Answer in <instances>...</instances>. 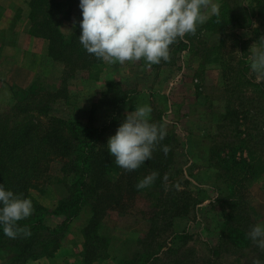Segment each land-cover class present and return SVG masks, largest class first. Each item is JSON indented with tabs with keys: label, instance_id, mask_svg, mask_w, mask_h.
Listing matches in <instances>:
<instances>
[{
	"label": "trees",
	"instance_id": "obj_1",
	"mask_svg": "<svg viewBox=\"0 0 264 264\" xmlns=\"http://www.w3.org/2000/svg\"><path fill=\"white\" fill-rule=\"evenodd\" d=\"M76 6H79V0H28L29 31L34 36L48 39L47 57L62 63L60 81L63 85L61 89L57 87L52 91L36 82L27 88H17L12 110L7 114L0 113V183L16 193L30 196L34 205L33 214L18 222L30 229V236L21 234L15 239L9 238L0 228V256L5 258L4 264H27L30 260L54 255L69 231V220L88 206L91 215L82 227L85 241L81 255L85 264L100 262L109 258L111 245L109 236L102 230L103 220L112 211L128 213L137 197L144 196L151 201L150 207L140 211L146 221V230L143 235L137 236L136 249L120 258L118 264H199L187 262L180 253V247L187 244L189 234L173 229L174 219L188 215L194 205L190 192L180 189L182 174L178 154L181 144L175 134L167 129L165 139L154 149L152 158L139 168L128 171L114 162L106 145L127 113L122 117L113 116L102 125L50 114L53 101L63 98L68 91L65 75L72 76L77 70H83L88 72V77H92L104 66L102 59L88 53L79 42V22L69 35L61 30L63 19L70 18ZM253 9L262 16V23L252 27L250 38L243 41L246 45L264 36V0H256ZM81 12L78 14L79 21L82 19ZM236 15L231 1L221 0L220 15L212 16L199 28L223 32L224 39L233 31L234 24L227 33L229 25L238 19ZM186 37L188 33L171 45L170 58L187 47ZM237 42L239 45L242 43ZM169 59L153 64L158 79L164 68L168 69L173 64V60ZM221 64L228 84L238 73L241 77L231 93H236L240 85V93L246 95L249 91L255 99H264V81L248 77L242 70L234 72L235 66L228 70L229 65ZM230 71L236 74L231 75ZM118 82L109 81L107 90L102 93L114 107L113 112L130 97L131 90L123 88ZM263 103H259L258 108ZM241 104L244 105V101ZM151 119L162 121L161 118ZM164 144L170 149L167 154L162 149ZM233 144L231 141L214 143L210 150L211 157H216L215 165L220 168L217 174L219 183L228 189L224 193L221 187L219 197L227 206L219 229V247L250 249L255 260L264 261V251L247 236L251 225L257 222L251 213L246 190L240 189L241 173L255 177L264 171V161H257L252 151L251 159H238L237 146ZM227 149L229 153L223 154ZM55 164L59 171L56 174L52 172ZM239 169H242L241 173ZM153 171L158 172L154 182L137 189L138 180ZM54 182L63 183L65 191L50 211L62 216L63 221L50 225L47 221L50 211L41 197ZM180 241L182 244L178 245ZM166 245L169 247L164 256L161 250ZM212 250L220 253L217 248Z\"/></svg>",
	"mask_w": 264,
	"mask_h": 264
},
{
	"label": "rangeland",
	"instance_id": "obj_2",
	"mask_svg": "<svg viewBox=\"0 0 264 264\" xmlns=\"http://www.w3.org/2000/svg\"><path fill=\"white\" fill-rule=\"evenodd\" d=\"M18 1L0 0V11L6 7H18ZM26 1H20L19 7L26 9ZM230 1L238 16V19L229 25L227 33L229 34V29L234 24L233 31L224 39L223 32L199 27L194 33H188L187 47L171 57L169 60H173V64L159 74L157 87L161 91L151 92L146 99L135 98L130 102V107H123L121 104V108L118 106L114 114L109 115L107 107H114L103 94H97L93 101L92 95L86 93L89 87L82 91L75 87L72 82L75 78L78 80L88 77V72L77 70L72 76L64 74L68 91L63 98L53 101L50 109L51 116L77 118L86 124L102 125L113 116H124L136 105L148 104L152 109L151 117L166 121L167 129L175 134L181 144L178 154V165L182 174L180 189L188 190L193 197L191 212L175 218L173 225L176 232L189 234L187 244L183 245L180 241L178 245L182 244L180 253L190 263L254 264L255 261L254 253L250 249L219 247V229L227 207L219 197L221 187L224 193L228 189L221 185L217 178L220 168L215 165L216 157H211L212 145L231 141L237 146L238 159H251L252 151L257 161H264V103L258 108V104L264 99H255L249 91L246 95L240 93V85L237 86L236 93H231V90L235 89L234 85L240 83L241 77L238 73L228 84L223 77L221 64L223 62L224 65H229L228 70L235 66L237 68L234 72L242 70L245 75L257 80L249 68L248 57L251 53L248 50L258 41L247 45L243 41L250 38L252 27L262 23V16L253 9L256 0H229V3ZM219 3L221 5V0ZM81 11L80 7L76 6L73 14L78 15ZM28 13L29 7L26 14ZM68 20L62 21L61 26L68 25L65 29L73 27ZM237 41H242L241 45ZM2 43L0 40V113L7 114L12 110L17 88H27L35 82L48 91L62 88V63L47 57L44 53V43L39 40H23L17 53H5L7 49ZM229 73L236 74L231 71ZM54 80L57 81L56 85ZM118 83L131 90L130 96L137 94L136 81ZM242 101L244 105L241 104ZM90 104L91 109L88 108ZM226 153H229V149L223 154ZM56 167L57 164L52 171L55 174L59 172ZM239 171L241 173L242 169ZM240 185V189L247 192V201L254 219L256 222L264 221V171L255 177L241 173ZM64 191L63 183H51L48 192L41 197L49 211L54 208L57 198L62 196ZM149 205L150 200L138 196L128 213L112 211L105 217L102 230L111 240L110 254L109 258L94 264H118L120 258L128 256L136 249L137 236L143 235L146 230V221L140 211L150 207ZM90 215L91 210L87 206L77 217L69 220V231L54 255L30 260L27 264H85L81 255L85 241L82 227L88 222ZM47 221L50 225H56L63 221V217L50 211ZM168 247L169 245H166L162 248V255L165 256ZM212 248H217L220 253H214ZM4 259L0 256V264H4Z\"/></svg>",
	"mask_w": 264,
	"mask_h": 264
},
{
	"label": "clouds",
	"instance_id": "obj_3",
	"mask_svg": "<svg viewBox=\"0 0 264 264\" xmlns=\"http://www.w3.org/2000/svg\"><path fill=\"white\" fill-rule=\"evenodd\" d=\"M79 42L90 54L107 63L124 64L144 60L159 64L170 58L171 45L212 16H219V0H79ZM249 68L257 80L264 79V36L248 50ZM151 106L136 105L127 112L115 134L107 141L114 162L132 171L152 158L153 151L167 135L166 121L151 119ZM165 154L170 150L162 146ZM158 172L138 180L137 189L151 185ZM30 196L16 193L0 183V228L9 238L30 236L18 222L33 214ZM247 236L264 251V221L251 225ZM254 264H264L257 258Z\"/></svg>",
	"mask_w": 264,
	"mask_h": 264
},
{
	"label": "crops",
	"instance_id": "obj_4",
	"mask_svg": "<svg viewBox=\"0 0 264 264\" xmlns=\"http://www.w3.org/2000/svg\"><path fill=\"white\" fill-rule=\"evenodd\" d=\"M20 1L22 2L23 0L18 1V7H6L5 10L0 11V40H2L7 49L5 53H17L22 46L23 40L26 42L39 40L45 44L44 53L47 54L49 46L48 39L42 36H34L30 33V24L26 14L28 11V0H25L27 10L25 7H19L21 4ZM19 8L22 10L18 11L17 9ZM68 19L73 27H71V29H65L68 27L67 24L61 26V30L66 35H69L74 27L78 25L79 16L73 14V16ZM26 50L29 51V48ZM156 74L153 64H143L141 60L129 61L124 64L107 63L104 61V66L94 76L78 80L75 78L72 82H74L73 84H75V87L79 88L81 91L89 87L87 88L86 93L87 95L91 94L94 101L97 94H102L107 90L109 81H136V84H138L137 94L131 95L128 100L122 104L123 107H130V102L134 101L135 98L146 99L147 96L151 95V92L153 93L155 90L161 91V89H158L157 87L159 85V80L156 77ZM91 104L88 107L89 109L92 108ZM106 111L111 115L114 110L111 107H107Z\"/></svg>",
	"mask_w": 264,
	"mask_h": 264
}]
</instances>
